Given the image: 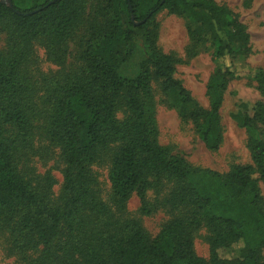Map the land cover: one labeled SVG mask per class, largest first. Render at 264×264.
Wrapping results in <instances>:
<instances>
[{"label":"trees","instance_id":"obj_1","mask_svg":"<svg viewBox=\"0 0 264 264\" xmlns=\"http://www.w3.org/2000/svg\"><path fill=\"white\" fill-rule=\"evenodd\" d=\"M10 1L0 0V263L264 264V139L249 135L250 163L219 173L171 154L156 123L154 88L208 151L220 149L225 93L250 54L237 15L215 0H129L131 10L127 0H93L88 11L90 0L26 9ZM165 10L187 17L194 45L208 37L213 48L207 108L157 47L155 20ZM37 49L56 71L41 70ZM245 77L264 96V68ZM230 118L264 136V102H237ZM36 124L64 164L57 193L51 177L24 169ZM103 158L116 212L98 197L91 173ZM149 193L170 216L154 237L119 213L135 196L140 214L151 215ZM201 229L209 233L207 259L194 250Z\"/></svg>","mask_w":264,"mask_h":264},{"label":"rangeland","instance_id":"obj_2","mask_svg":"<svg viewBox=\"0 0 264 264\" xmlns=\"http://www.w3.org/2000/svg\"><path fill=\"white\" fill-rule=\"evenodd\" d=\"M44 0H15L20 9L30 8L34 3H42ZM220 5L229 8L237 15L240 22L246 28L250 37V54L239 69L246 72L240 73V79L232 81L225 93L224 102L220 111L222 126V143L217 152L208 151L198 139L193 127L183 121L177 112L164 103L163 97L157 88H154L156 100V123L158 128V140L161 146L171 154L183 157L193 168L210 169L219 173H226L232 166L250 163V155L247 150V138L255 135L262 139L264 136L258 130L246 131L237 126L230 118L237 102L254 103L264 102L256 90L255 84L247 77V73L256 67L264 68V0H215ZM94 4L90 0L87 11ZM186 16L169 14L166 10L157 15L155 23L157 33V47L159 50L172 57L175 64L174 78L182 83L192 99L201 107L207 108L208 101L205 96V84L209 74L216 66L213 48L208 37L194 45L188 36V21ZM3 36H0V48L3 47ZM37 55L41 58V70L54 72L57 67L45 60L43 50L37 49ZM43 128L36 124L35 128V152L25 160L24 169L34 179L51 177L53 190L57 193L62 186L64 164L60 160L57 149L50 147L43 138ZM109 160L103 158L99 163L91 167V173L95 181L98 197L104 201L114 212L111 189L108 181ZM254 178H257L254 175ZM261 195L264 198V185L259 182ZM149 201L155 205L154 211L149 216H142L139 212V201L132 196L119 212L120 216L137 220L145 232L154 237L161 226L169 220L168 212L157 207L156 194L149 193ZM209 233L201 229L194 233V250L196 254L205 259L208 258ZM232 255L230 252L223 256ZM7 262H9L7 260ZM2 262L0 264H7Z\"/></svg>","mask_w":264,"mask_h":264},{"label":"water","instance_id":"obj_3","mask_svg":"<svg viewBox=\"0 0 264 264\" xmlns=\"http://www.w3.org/2000/svg\"><path fill=\"white\" fill-rule=\"evenodd\" d=\"M54 1H55V0H52L50 3L54 2ZM127 1H128L129 9L131 10L130 2H129V0H127ZM3 2H5V1H3ZM6 2L8 3L9 6H12L10 0H6ZM29 14H31V13H29ZM131 20L133 21L134 24H137L136 22H134V16H133V15L131 16Z\"/></svg>","mask_w":264,"mask_h":264}]
</instances>
